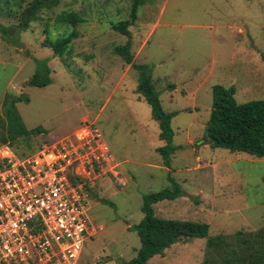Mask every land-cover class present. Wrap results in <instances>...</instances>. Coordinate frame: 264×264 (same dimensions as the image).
<instances>
[{
  "label": "rangeland",
  "instance_id": "obj_1",
  "mask_svg": "<svg viewBox=\"0 0 264 264\" xmlns=\"http://www.w3.org/2000/svg\"><path fill=\"white\" fill-rule=\"evenodd\" d=\"M29 1L0 0V130L6 95L28 98L15 107L24 127L38 130L19 136L15 147L0 144L20 156L88 119L125 180L120 185L110 175L96 182L100 197L90 198L88 214L97 231L79 264L134 257L143 196L173 181L180 196L154 203L157 216L206 222L209 235L264 226V157L212 148L202 139L214 85H232L240 103L264 99V0H140L129 38L112 24L130 19L132 0H58L19 29ZM71 15L75 22L64 20ZM67 36L66 52L55 54L50 45ZM128 40L132 62L150 66L162 109L174 112L176 148L167 164L157 151L165 144L158 122L136 92L139 71L113 51ZM36 70L49 74L47 85L27 83ZM205 243L183 238L145 264H201Z\"/></svg>",
  "mask_w": 264,
  "mask_h": 264
},
{
  "label": "built area",
  "instance_id": "obj_2",
  "mask_svg": "<svg viewBox=\"0 0 264 264\" xmlns=\"http://www.w3.org/2000/svg\"><path fill=\"white\" fill-rule=\"evenodd\" d=\"M117 166L88 119L26 156L0 144V264H79L97 231L88 214L96 182L125 185Z\"/></svg>",
  "mask_w": 264,
  "mask_h": 264
},
{
  "label": "trees",
  "instance_id": "obj_3",
  "mask_svg": "<svg viewBox=\"0 0 264 264\" xmlns=\"http://www.w3.org/2000/svg\"><path fill=\"white\" fill-rule=\"evenodd\" d=\"M21 5L25 0H3ZM58 0H30L21 10L17 24L19 29H26L29 23L37 19L43 8L55 6ZM140 0H132L130 19L112 24V28L128 38V26L136 17ZM64 20L75 22L74 16ZM72 36L57 40L51 44L55 54L66 52ZM126 63L139 71V83L136 92L140 94L151 107V115L158 122L159 136L165 144L157 148L167 164L169 156L174 152L172 145L173 130L170 126L174 112L162 109L159 93L152 85L150 66L133 63L130 52V41L113 48ZM264 59V53L261 55ZM50 82L48 73L36 70L27 81L29 85L45 86ZM172 86V85H170ZM235 88L216 84L212 87V107L203 132V142L212 148H224L231 153L243 152L255 157H264V99H254L240 103L235 99ZM25 97L16 99L6 95L2 102L4 110V125L0 130V140L12 147L19 136L34 133L38 128L27 130L15 107V103ZM17 139V140H16ZM29 153L19 154L26 156ZM170 188L150 192L143 196L142 212L144 217L135 226L141 245L134 257L122 264H145L154 255H163L164 250L183 238H206L204 258L201 264H264V226L255 231L239 230L231 234L209 235V225L206 222L189 219H172L157 216L153 204L164 199H174L180 196L181 190L177 183L171 182Z\"/></svg>",
  "mask_w": 264,
  "mask_h": 264
},
{
  "label": "crops",
  "instance_id": "obj_4",
  "mask_svg": "<svg viewBox=\"0 0 264 264\" xmlns=\"http://www.w3.org/2000/svg\"><path fill=\"white\" fill-rule=\"evenodd\" d=\"M89 121H90V120H89ZM96 189H97V188H96ZM95 197H96V198L100 197L99 194H98V191H97V194H95ZM96 198H95V199H96Z\"/></svg>",
  "mask_w": 264,
  "mask_h": 264
},
{
  "label": "flooded vegetation",
  "instance_id": "obj_5",
  "mask_svg": "<svg viewBox=\"0 0 264 264\" xmlns=\"http://www.w3.org/2000/svg\"><path fill=\"white\" fill-rule=\"evenodd\" d=\"M91 204H92V202H91ZM90 208H91V206H90ZM90 210V209H89Z\"/></svg>",
  "mask_w": 264,
  "mask_h": 264
}]
</instances>
